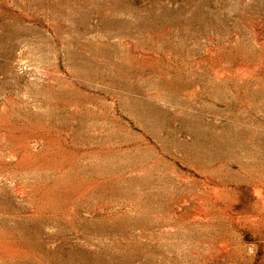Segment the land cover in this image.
I'll return each mask as SVG.
<instances>
[{"label":"rangeland","instance_id":"rangeland-1","mask_svg":"<svg viewBox=\"0 0 264 264\" xmlns=\"http://www.w3.org/2000/svg\"><path fill=\"white\" fill-rule=\"evenodd\" d=\"M0 264H264V0H0Z\"/></svg>","mask_w":264,"mask_h":264}]
</instances>
